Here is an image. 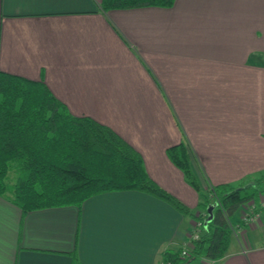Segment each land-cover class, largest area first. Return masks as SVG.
<instances>
[{
	"label": "crops",
	"instance_id": "0c3cea01",
	"mask_svg": "<svg viewBox=\"0 0 264 264\" xmlns=\"http://www.w3.org/2000/svg\"><path fill=\"white\" fill-rule=\"evenodd\" d=\"M0 71L42 82L71 115L109 127L194 216L205 218L199 193L165 152L178 143L190 144L201 193L259 180L264 195V0L106 11L100 0H0ZM243 212L229 219L225 255L198 264H264L263 224L245 225ZM196 222L135 190L25 214L0 196V264H162L188 248Z\"/></svg>",
	"mask_w": 264,
	"mask_h": 264
},
{
	"label": "trees",
	"instance_id": "16d2710c",
	"mask_svg": "<svg viewBox=\"0 0 264 264\" xmlns=\"http://www.w3.org/2000/svg\"><path fill=\"white\" fill-rule=\"evenodd\" d=\"M174 0H100V8H168ZM166 156L197 193L201 188L183 143L169 146ZM15 179L9 181V172ZM259 180L239 188L227 184L201 193L194 216L162 190L144 171L140 155L109 127L90 117L73 116L40 81L0 71V196L22 214L73 206L106 192H146L201 223L188 248L166 251L162 264H190L203 258L221 259L231 237V216L255 199ZM211 207L206 222L207 208ZM264 227V219H262ZM185 249V255L182 251ZM202 264V263H200Z\"/></svg>",
	"mask_w": 264,
	"mask_h": 264
},
{
	"label": "built area",
	"instance_id": "2783aa9c",
	"mask_svg": "<svg viewBox=\"0 0 264 264\" xmlns=\"http://www.w3.org/2000/svg\"><path fill=\"white\" fill-rule=\"evenodd\" d=\"M244 208L243 212V223L245 225L251 226L254 223H260V213L255 211L254 204L253 202L246 203L242 205ZM260 209L264 211V195H260ZM258 221V222H257ZM201 223L196 222L195 223V229L189 233V241L190 240H195L198 238V231L197 229L200 227ZM231 230H233L231 228ZM182 255H185V249L182 251Z\"/></svg>",
	"mask_w": 264,
	"mask_h": 264
},
{
	"label": "rangeland",
	"instance_id": "374dc122",
	"mask_svg": "<svg viewBox=\"0 0 264 264\" xmlns=\"http://www.w3.org/2000/svg\"><path fill=\"white\" fill-rule=\"evenodd\" d=\"M92 113H95V112H92ZM96 113H98L99 115H101L102 117H104V118H106V112H103V111H101V112H96ZM175 123L176 124H179L180 122H179V120H178V117L177 116H175ZM184 137L181 135L180 136V139H183ZM183 144L186 146V147H188L189 149H191V147H190V144H188V143H186V142H183ZM192 151V150H191ZM15 176H16V174H15V171L14 170H12V171H10L9 172V181L10 182H13V180L15 179ZM185 184H186V186H187V188H189L190 190H193V189H191V187H189V185L186 183V181H185ZM199 195V197H200V195H201V192L198 194ZM260 198V194H258V199ZM260 201V200H259ZM258 201V202H259ZM249 202H253V204L255 205V203H254V199H252V200H250V201H248L247 203H249ZM259 205H260V203H259ZM196 209V208H195ZM195 211V210H194ZM258 222V221H257ZM262 222V218H261V216H260V223ZM199 263V261L198 260H195V261H192L190 264H198Z\"/></svg>",
	"mask_w": 264,
	"mask_h": 264
},
{
	"label": "water",
	"instance_id": "95a60500",
	"mask_svg": "<svg viewBox=\"0 0 264 264\" xmlns=\"http://www.w3.org/2000/svg\"><path fill=\"white\" fill-rule=\"evenodd\" d=\"M210 211H211V207L207 208V218H206V222L210 219Z\"/></svg>",
	"mask_w": 264,
	"mask_h": 264
}]
</instances>
